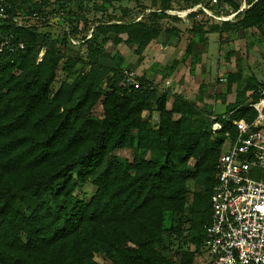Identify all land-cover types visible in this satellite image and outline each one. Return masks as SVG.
Instances as JSON below:
<instances>
[{
    "label": "trees",
    "instance_id": "obj_1",
    "mask_svg": "<svg viewBox=\"0 0 264 264\" xmlns=\"http://www.w3.org/2000/svg\"><path fill=\"white\" fill-rule=\"evenodd\" d=\"M4 1L0 264H195L205 252L218 157L237 134L235 121L256 118L247 103L260 99L264 81L244 78L239 64L217 76L226 92L215 93L214 101L225 106L223 113L200 107L203 83L194 101L161 91L145 76L130 88L122 54H110L104 45L124 43L142 61L148 44L165 30L161 15L96 23L89 37L80 38L75 57L67 50L85 18L80 0ZM112 1L118 0H100L98 9ZM132 1L142 6V0ZM176 1L188 9L208 0ZM220 2L233 11L244 5L234 19L221 22L188 14L189 42L179 61L164 66V79L180 63L193 73L200 62L193 44L207 43L210 33L264 31V0ZM55 27H61L59 35L51 32ZM58 73L64 79L54 89ZM230 92L235 99L227 103ZM99 102L100 117L92 114ZM122 149L132 152L131 159L116 153ZM85 183L94 187L90 196L80 192ZM167 215L173 216L169 225Z\"/></svg>",
    "mask_w": 264,
    "mask_h": 264
},
{
    "label": "rangeland",
    "instance_id": "obj_2",
    "mask_svg": "<svg viewBox=\"0 0 264 264\" xmlns=\"http://www.w3.org/2000/svg\"><path fill=\"white\" fill-rule=\"evenodd\" d=\"M80 1L83 3L81 8L82 12L85 13V18L81 19L78 24L77 36L72 35L70 38V47L72 48L67 50L70 55L78 56L76 51L80 49V38L89 37L96 23L104 21L115 22L141 17L146 18L151 16L153 12L161 15L160 23L163 29L168 31L176 29L179 30V34L169 35L167 31H162L157 40L151 41L153 51H147L148 54L146 53L143 56L142 61H138V56L133 52V49L124 43L114 47L110 42H106L104 49L108 53L113 54L117 51L122 54V70L132 71L137 76L147 75L151 79L149 81L161 91L180 92L182 96L190 101H194L197 98L203 83L205 94L203 104L200 107L212 105L216 113H223L225 106L214 101V94L226 92L225 85L221 82H216L217 76L226 71H234L236 65L239 64L244 78H254L260 82L264 81V31H259L255 27L238 32L223 33L221 36L219 33L208 34L207 43L204 40H199L197 41L198 43L193 44L192 51L200 59V62L195 66V71L191 75H188L187 79H184V75L188 74L189 68L186 64H182L180 66L182 74L179 75V78L166 83V78L162 77L164 66L171 63L173 59L180 58L189 42L190 35L188 31L192 27L193 20L185 13L186 9H181L176 0H165V5L162 3V0H157V2L154 0H142V6H138L132 0H118L116 2L112 1V4L105 6L103 10L98 9V5L101 4L100 0ZM126 9L129 12L127 15H123V11ZM60 28L55 27L50 30L53 35H59L62 32ZM228 52L232 54L230 55V59L226 60L225 56ZM154 64L157 66L152 68ZM76 68H80V65H77ZM63 79L64 77L58 73L53 88L56 89ZM234 99V92L226 93L227 103L233 102ZM167 106L169 107V103ZM92 114L98 117L102 115L100 102L94 107ZM156 118V115H154V121ZM227 142V140L224 142L223 148ZM116 153L128 159L132 157L130 150L122 149ZM93 191L94 187L89 183L82 184L80 188V192L85 196H90ZM172 220L173 216L167 215L165 224L169 225ZM190 249L193 250L195 247L191 246ZM95 259L98 262L104 261L99 255ZM203 262H205V252L196 259L195 264H202Z\"/></svg>",
    "mask_w": 264,
    "mask_h": 264
},
{
    "label": "built area",
    "instance_id": "obj_3",
    "mask_svg": "<svg viewBox=\"0 0 264 264\" xmlns=\"http://www.w3.org/2000/svg\"><path fill=\"white\" fill-rule=\"evenodd\" d=\"M243 2L233 11L220 0L200 1L185 13L200 12L215 21L234 19L243 9ZM6 17V5L0 0V20ZM19 49L23 44L18 45ZM1 51V48H0ZM125 84L138 88L137 75L125 70ZM247 107L257 112L248 123L235 121L237 134L220 153L217 183L210 198L211 220L205 228L202 264H264V90L258 101ZM213 129H220L218 123Z\"/></svg>",
    "mask_w": 264,
    "mask_h": 264
},
{
    "label": "crops",
    "instance_id": "obj_4",
    "mask_svg": "<svg viewBox=\"0 0 264 264\" xmlns=\"http://www.w3.org/2000/svg\"><path fill=\"white\" fill-rule=\"evenodd\" d=\"M159 38V37H158ZM158 38H156V40L158 39ZM153 41H155V39L153 40ZM152 41V42H153ZM152 42H150L149 44H148V46L146 47V49L144 50V52H143V56H145V54L147 53V51H153V48H152ZM148 54V53H147ZM183 54H184V52L181 54V56H180V58H175V59H173V60H177V61H179L182 57H183ZM172 60V61H173ZM156 64H158V63H156ZM182 64L180 63V64H178L177 65V67L175 68V70L169 75V76H167V78H166V83H169V82H171L172 80H174V79H178L179 78V75L180 74H182V72H181V66ZM158 66H160V65H158ZM183 67V66H182ZM151 68V67H150ZM184 68V67H183ZM188 75H191V72L189 71V69H188V74H185L184 75V79H187L188 78ZM146 78H147V80H150L151 81V79L150 78H148L147 77V75H144ZM177 93H180V92H177ZM181 94V93H180Z\"/></svg>",
    "mask_w": 264,
    "mask_h": 264
}]
</instances>
